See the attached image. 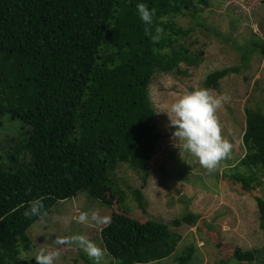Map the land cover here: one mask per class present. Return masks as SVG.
<instances>
[{
  "label": "trees",
  "instance_id": "1",
  "mask_svg": "<svg viewBox=\"0 0 264 264\" xmlns=\"http://www.w3.org/2000/svg\"><path fill=\"white\" fill-rule=\"evenodd\" d=\"M137 3L155 11L151 25L139 20ZM209 5L210 0H0V129L5 119L24 128L0 156V264H35L20 263L23 250L32 247L28 230L51 216L58 202L80 194L103 207L97 215L100 239L116 264H154L176 255L182 236L167 224L133 216L111 173L130 164L144 184L152 172L165 173L157 162L160 135L150 85L156 74L178 72L181 63L202 58L174 47L189 30L166 19L195 17ZM259 49L264 55V42ZM231 73L238 69L209 73L204 87L218 90ZM245 116L247 154L240 163L264 175V113L247 108ZM232 179L245 190L253 183L250 176ZM134 198L145 210L142 192ZM256 199L264 226V200ZM33 201L42 207L26 217ZM184 224H198L219 250L217 264H252L259 253L224 244L199 215L173 221ZM194 254L189 245L175 260L188 264Z\"/></svg>",
  "mask_w": 264,
  "mask_h": 264
},
{
  "label": "rangeland",
  "instance_id": "2",
  "mask_svg": "<svg viewBox=\"0 0 264 264\" xmlns=\"http://www.w3.org/2000/svg\"><path fill=\"white\" fill-rule=\"evenodd\" d=\"M166 22L189 30L188 35L176 39L174 47L183 46L192 55L202 53V58L198 64L181 63L178 72L156 74L150 85L149 96L160 135L157 162L165 173L152 172L144 184L142 173L130 164H121L111 173L114 185L125 195L124 208L133 216L167 224L182 236L175 256L181 255L185 247L195 246L188 264H217L219 260V250L200 234L198 224L173 225L174 220L188 213L214 225L224 244L244 251L258 250L252 264H263L264 226L256 198L264 200V175L240 162L247 154L243 145L245 110L264 113V55L259 49L264 42V4L259 0H210L209 7L195 17L185 13L168 17ZM226 68H237L238 73L225 77L218 90L209 91L214 96L223 93L230 97L216 116L222 137L232 147L209 171L174 146L173 129L168 127L164 112L184 93L205 88L209 73ZM4 122L6 125L0 129V156L7 145L14 146L22 138L20 130L24 129L20 121ZM234 175L252 177L250 189L245 190L242 183L234 181ZM138 191L143 194L145 210L134 198ZM53 211L28 230L32 247L30 251L23 250L20 263L34 260L41 249L55 248L58 257L54 264H94L85 251L94 245L101 252L99 264H116L102 247L97 215L103 213V207L99 203L80 194L58 202ZM175 256L154 264H178Z\"/></svg>",
  "mask_w": 264,
  "mask_h": 264
},
{
  "label": "clouds",
  "instance_id": "3",
  "mask_svg": "<svg viewBox=\"0 0 264 264\" xmlns=\"http://www.w3.org/2000/svg\"><path fill=\"white\" fill-rule=\"evenodd\" d=\"M139 20L145 25H151L155 11L145 3L135 5ZM227 94L212 95L206 88L188 91L173 101L164 113L168 118V127L172 130L171 139L174 146L193 157L203 168L211 171L217 163L225 158L232 145L222 137L220 125L216 116L218 109L228 103ZM42 205L33 201L25 210L26 217L38 213ZM87 255L93 258L94 264H99L101 252L93 246L85 249ZM58 257L55 248L41 249L34 257L35 264H54Z\"/></svg>",
  "mask_w": 264,
  "mask_h": 264
}]
</instances>
